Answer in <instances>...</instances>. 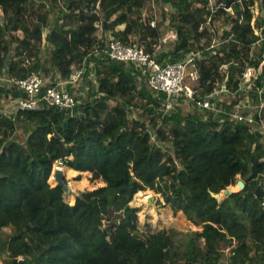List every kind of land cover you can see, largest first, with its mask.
Here are the masks:
<instances>
[{
	"label": "trees",
	"instance_id": "trees-1",
	"mask_svg": "<svg viewBox=\"0 0 264 264\" xmlns=\"http://www.w3.org/2000/svg\"><path fill=\"white\" fill-rule=\"evenodd\" d=\"M149 1L0 0V75L7 80L0 83V99L11 102L19 96L14 81L31 72L68 79L100 44L99 24L126 43L138 36L139 44L154 53L161 20L150 15ZM211 2L222 7L212 11ZM227 2L233 14L225 10ZM257 2L260 28L264 0H157L162 8H174L164 9L163 18L169 17L178 34L157 60L173 63L205 49L225 28L224 35H234L239 43L228 41L216 49L202 61L200 73L208 92L223 76L229 74L233 82L244 67L259 62L258 56L249 61L259 38L251 27ZM53 13L58 15L52 25ZM209 16L213 31L208 25L201 30ZM119 26L124 28L115 31ZM93 69L100 97L80 100L76 109L18 111L24 138L17 134L16 121L0 111V257L5 264H24L25 259L28 264H194L174 251L167 229L139 226V208L131 202L148 189L160 194L174 214L182 212L202 228L192 235L204 243L205 264H220L225 245L232 246L231 264H252L254 248H264V196L256 195L258 187L264 191L262 136L250 125L222 123L214 112L205 118L177 109L166 118L175 123L170 136L157 129L154 143L148 122L132 117L134 104L141 98L160 108L166 94H152L133 65L106 55ZM119 99L115 106L108 103ZM59 163L91 173L105 186L82 192L70 204L65 188L49 182ZM240 178L242 191L223 202L214 198Z\"/></svg>",
	"mask_w": 264,
	"mask_h": 264
},
{
	"label": "built area",
	"instance_id": "built-area-1",
	"mask_svg": "<svg viewBox=\"0 0 264 264\" xmlns=\"http://www.w3.org/2000/svg\"><path fill=\"white\" fill-rule=\"evenodd\" d=\"M156 3L157 0L148 2L153 7ZM210 6L212 11L222 7L212 2ZM224 8L233 14L231 7ZM251 10L253 13L251 27L259 38L250 48L249 61L258 56L259 62L244 67L233 82L229 74L223 76L214 83L213 89L209 92L201 79L202 61H207L209 56L217 52L216 49H220L228 41L239 43L234 35L228 37L224 35L225 28H221L218 34H213V40L208 47L196 49L173 63H161L156 58V50L151 53L145 46L126 43L117 36L111 37L109 41H101L88 56L93 53L98 57L106 55L114 61L133 65L138 70V80L146 83L152 94H166L167 108L189 103L194 111L205 118L214 112L220 122L250 125L264 138V24L260 28L257 26V20L262 15L260 4L257 2ZM211 19L209 16L206 24L201 25V30L209 26ZM150 24L156 28V19H151ZM209 27L213 31V28ZM177 40L178 34L173 28L159 38L155 48H161L164 44L167 47L170 42ZM86 62L85 58L79 67H73L68 79L51 80L38 72H31L25 78L14 81L20 93L11 101L16 112L39 111L45 107L76 109L80 103L78 95L71 93L68 87L73 89L79 87L86 73ZM228 68L227 64L222 65L220 69L226 71ZM209 84L210 81L207 82V85ZM57 165L61 166L62 163ZM57 169L60 168L54 169V173ZM262 204L264 208V202ZM225 246L224 252L231 254L232 246Z\"/></svg>",
	"mask_w": 264,
	"mask_h": 264
},
{
	"label": "rangeland",
	"instance_id": "rangeland-1",
	"mask_svg": "<svg viewBox=\"0 0 264 264\" xmlns=\"http://www.w3.org/2000/svg\"><path fill=\"white\" fill-rule=\"evenodd\" d=\"M148 9H150V15H154L161 20L160 27V36H164L168 31L174 28L173 22L170 21L169 17L163 18V6L158 5L156 3L155 7L148 4ZM174 8L171 6H166V11H174ZM57 12V10H56ZM58 13H53L51 16L52 25L55 23V19L57 18ZM124 28V26H119L115 31H120ZM98 40L100 41H109L111 37H115L116 34L113 30H107L104 28L103 24L98 25ZM131 43H140L138 36H131ZM158 44V42L156 43ZM156 50V58H158L159 53H165L166 47L165 44L161 46V48H154ZM46 53V50L45 52ZM98 56L93 53L91 56L86 57V73L81 81L78 88L73 89L77 98L83 101L86 100H94L95 98L100 97L98 93V77L95 74L93 67L96 65ZM76 67H79L77 65ZM52 79H57L55 77H51ZM0 83L7 84V80L4 76L0 75ZM148 88V87H147ZM149 90V88H148ZM150 92V90H149ZM122 100H108L110 106H115L118 102ZM183 110L184 113H192L194 111L193 107L189 103H181L178 106L173 108H167L165 104L161 105L160 108H153L152 105L147 104V100H142L141 98L136 99V103L134 104L133 115L134 118H142L148 122V127L150 129V133L152 136V141L154 143H158L156 138V130L163 129L170 136L171 131L175 123H169L166 119L167 116H171L173 113L178 112V110ZM0 111L5 116H8L16 121V130L17 134L24 138L26 137V131L23 128V123L17 119V113L15 108L10 102L9 99H5L4 97L0 99ZM143 115V116H142ZM151 119H154L152 122ZM18 121V122H17ZM262 142H264V138H262ZM166 149L167 154L173 155V150L167 146ZM178 167L179 160L177 159ZM60 168L65 175V183L70 186L69 191H67V195L65 197L66 201L70 204L75 202L76 196L81 194L84 191L95 190L99 187L105 186V182L102 180H92V174L88 172H77L71 170L64 166L57 165L56 168ZM239 180H242L241 178ZM263 182V180H259ZM52 186H55L57 182L53 176L49 180ZM133 206L139 208V226L143 231H155L162 228L167 229L174 239V251L180 253V256L184 262L194 261V264H205L202 256L204 255V243L202 240L196 238L192 235L193 232L201 231V227H196L189 220L186 219L185 215L182 212L174 214L172 209L168 204H166L161 197L160 194L155 193L152 190H146L138 192L131 202ZM194 238V239H193ZM257 248V247H255ZM253 250V262L252 264H264V248H259ZM224 258H222L220 264H231L230 256L231 254H226L224 252ZM5 257H0V264H5ZM239 264H249L246 261H239Z\"/></svg>",
	"mask_w": 264,
	"mask_h": 264
},
{
	"label": "water",
	"instance_id": "water-1",
	"mask_svg": "<svg viewBox=\"0 0 264 264\" xmlns=\"http://www.w3.org/2000/svg\"><path fill=\"white\" fill-rule=\"evenodd\" d=\"M226 8H230V3L227 2ZM54 179L57 182V184L63 186L66 191H69L70 186L65 183V175L62 170L57 169L54 173ZM245 188V182L243 180H238L236 185L228 187L226 190L222 191L219 194H214V198L219 200L220 202H223L226 198H228L230 195H232L235 192L242 191ZM261 194L264 196V191L261 189V187L257 188L256 195ZM22 263L28 264V259L21 260Z\"/></svg>",
	"mask_w": 264,
	"mask_h": 264
}]
</instances>
